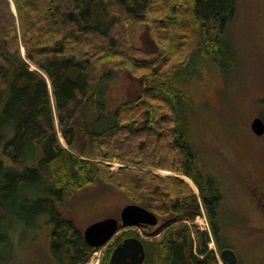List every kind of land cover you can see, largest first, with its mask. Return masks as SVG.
<instances>
[{
  "label": "trees",
  "instance_id": "trees-1",
  "mask_svg": "<svg viewBox=\"0 0 264 264\" xmlns=\"http://www.w3.org/2000/svg\"><path fill=\"white\" fill-rule=\"evenodd\" d=\"M237 12L236 0H0V156L20 166L8 167L0 157V247L11 245L6 220L16 227L21 219L23 235L46 222L58 260L73 253V264L88 262L94 249L55 207L104 179L159 218H171L157 232L164 237L146 244L149 256L164 264H219L209 234L189 225L201 214L192 188L153 171L162 167L197 184L218 242L219 188L211 175L206 186L199 182L205 173L188 140L190 110L178 85L203 59L220 70L236 63L229 27ZM158 15L166 59L137 62L132 24L151 19L156 26ZM178 59L187 63L182 75L173 63ZM132 68L150 72L140 77L146 91L108 111L107 85ZM50 82L68 149L57 135ZM32 183L44 186L42 197H21Z\"/></svg>",
  "mask_w": 264,
  "mask_h": 264
},
{
  "label": "rangeland",
  "instance_id": "rangeland-1",
  "mask_svg": "<svg viewBox=\"0 0 264 264\" xmlns=\"http://www.w3.org/2000/svg\"><path fill=\"white\" fill-rule=\"evenodd\" d=\"M236 1L237 17L229 27L237 54L236 63L228 68L223 65L220 70L213 62L203 59L193 70L189 68L185 81L183 79L178 85L184 91L190 110L185 125L188 140L196 151V164L205 173L199 182L206 186L208 176L211 175L219 188L220 199L217 202L215 218L219 228L218 242L197 184L182 174L164 170L162 167L155 168L153 172L162 177H180L192 188L201 214L189 225L195 224L201 231L209 234V250L214 251L219 264H225L221 259L223 248L236 252L238 264H264V136L257 137L251 128L254 118L260 117L264 120V0ZM160 18V15L153 18L156 26H153L151 19L137 25L136 22L132 24L134 28L131 27L129 36L132 47L137 50V53L133 54L135 61L153 64L164 55V30L157 27L164 25L159 24L162 21ZM125 21L129 27L131 21ZM22 52L24 53L23 48ZM165 56L162 59H166ZM182 57L183 55L180 60ZM175 61L178 62V69H183L181 75L184 74V66L187 63L181 66L179 59L173 63ZM159 69L164 72L167 68L161 65ZM131 72L135 76L131 75ZM131 72L124 70L115 74L107 85L108 95L111 97L108 111L113 112L124 103L139 99L146 91L147 82L142 83V78L150 72L133 68ZM50 99L56 119L57 135L62 146L68 149L62 135L58 111L55 109L52 85ZM98 112L101 113L102 109ZM0 157L6 166L20 168L5 155L1 154ZM94 162L110 164L98 158L94 159ZM44 193V186L32 183L31 186H24L20 196L35 200ZM129 204L146 206L130 198L126 192L109 186L104 179H99L63 203L57 204L55 208L64 221L71 222L81 233L91 224L106 216L117 214ZM161 217L163 220H171L168 216ZM6 221L7 229L8 224L12 225L13 222ZM18 223L19 226L10 225L9 233H4L6 240L11 239V245L8 247L4 244V247H0V264L74 263V257H71L73 253L63 261L54 256L46 222L43 223V228L31 226L28 230L26 227L28 231L24 235V222L18 219ZM161 225L160 221L154 227H131L119 232L105 248L94 250L89 261L96 255L100 263L101 253L114 246L112 242L126 232L138 235L149 247L153 241L164 237L154 236L159 232ZM147 259L145 264H164L161 256H153L152 253Z\"/></svg>",
  "mask_w": 264,
  "mask_h": 264
},
{
  "label": "water",
  "instance_id": "water-1",
  "mask_svg": "<svg viewBox=\"0 0 264 264\" xmlns=\"http://www.w3.org/2000/svg\"><path fill=\"white\" fill-rule=\"evenodd\" d=\"M251 128L257 137L264 136V120L262 118H254ZM159 221L158 216L148 208L129 204L124 207L120 220L109 218L91 224L84 230L83 237L89 246L99 249L114 237L120 227H154L158 225ZM145 259L146 249L144 243L138 238H131L117 247L110 264H143ZM221 259L226 264H238V256L231 249L221 251Z\"/></svg>",
  "mask_w": 264,
  "mask_h": 264
},
{
  "label": "flooded vegetation",
  "instance_id": "flooded-vegetation-1",
  "mask_svg": "<svg viewBox=\"0 0 264 264\" xmlns=\"http://www.w3.org/2000/svg\"><path fill=\"white\" fill-rule=\"evenodd\" d=\"M123 209H124V207L117 213V214H114V215H111V216H106L105 218H103V219H101V220H99V221H102V220H105V219H109V218H114V219H117V220H120L121 219V213H122V211H123ZM99 221H97V222H99ZM164 222V220L163 219H161V222ZM163 222H162V225H163ZM120 223H121V221H120ZM161 225V226H162ZM147 228H149V227H147ZM126 229H128V228H125V227H120L119 229H118V232L114 235V237L115 236H117L118 235V233L119 232H122V231H124V230H126ZM157 231V230H156ZM84 232V231H83ZM83 232H81V234H82V236H83ZM160 234L159 233H157V234H155L154 236H159ZM114 237L107 243V244H109V243H111V241L114 239ZM118 240H115L114 242H112L113 244H114V246H110L109 248H107L106 250H105V252H103V253H101V259H100V263L99 264H110L111 263V258H112V255H113V253H114V251L117 249V247H119L125 240H127V239H131V238H138V239H140V240H142L138 235H136V234H134V233H128V232H126V233H124V234H122L121 236H118ZM142 242L144 243V245H145V249H146V259H145V261H144V263L143 264H145L146 263V261L148 260L147 258H148V249H147V245H146V243L142 240ZM107 244L106 245H104L100 250H102L103 248H105L106 246H107ZM221 249V248H220ZM225 249H227V248H223V249H221L222 251L223 250H225ZM70 256V255H69ZM68 255H65V258L66 257H69ZM238 256V255H237ZM72 258L73 257H75V254H72V256H71ZM64 258V259H65ZM63 259V260H64ZM74 259V258H73ZM106 262V263H105ZM61 263H63V262H61ZM61 263H59V264H61Z\"/></svg>",
  "mask_w": 264,
  "mask_h": 264
},
{
  "label": "bare ground",
  "instance_id": "bare-ground-1",
  "mask_svg": "<svg viewBox=\"0 0 264 264\" xmlns=\"http://www.w3.org/2000/svg\"><path fill=\"white\" fill-rule=\"evenodd\" d=\"M89 264H97L96 262H94V263H89Z\"/></svg>",
  "mask_w": 264,
  "mask_h": 264
},
{
  "label": "crops",
  "instance_id": "crops-1",
  "mask_svg": "<svg viewBox=\"0 0 264 264\" xmlns=\"http://www.w3.org/2000/svg\"><path fill=\"white\" fill-rule=\"evenodd\" d=\"M132 81H133V79H131ZM137 97H139V96H137Z\"/></svg>",
  "mask_w": 264,
  "mask_h": 264
}]
</instances>
